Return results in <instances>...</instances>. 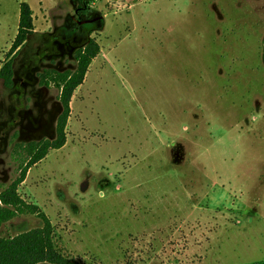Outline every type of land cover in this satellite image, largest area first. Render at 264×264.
<instances>
[{"label":"rangeland","instance_id":"obj_1","mask_svg":"<svg viewBox=\"0 0 264 264\" xmlns=\"http://www.w3.org/2000/svg\"><path fill=\"white\" fill-rule=\"evenodd\" d=\"M73 1L0 0V70L20 5L37 16L14 88L0 80V195L18 177L16 145L57 138L60 92L39 74L75 68L57 43L79 21ZM91 7L104 21L90 35L101 51L72 99L66 144L19 195L77 264H264V115L250 120L264 113V0ZM42 226L19 215L0 237Z\"/></svg>","mask_w":264,"mask_h":264},{"label":"trees","instance_id":"obj_2","mask_svg":"<svg viewBox=\"0 0 264 264\" xmlns=\"http://www.w3.org/2000/svg\"><path fill=\"white\" fill-rule=\"evenodd\" d=\"M73 2L79 21L74 26L70 22L67 23L60 31L61 40L57 43L60 48L65 47L67 51L71 47L68 55L73 56L75 68L66 71L45 69L39 74L41 87L50 88L53 85L60 92L61 115L58 119L57 138L54 141L17 144L15 153L21 156L18 177L0 195V231L6 223L19 215L37 216L42 220L43 226L14 238L0 237V264H77L57 249L53 239L54 228L45 213L38 206L28 204L19 195V188L26 181L30 170L42 162L50 151H58L65 146L72 99L76 90L84 84L90 66L101 51L97 41L90 35L93 31L104 28L103 18L94 25L80 24L90 17L101 16L92 9L93 0ZM36 34L34 13L29 4L22 3L18 33L0 70V80L8 90L15 86V60Z\"/></svg>","mask_w":264,"mask_h":264},{"label":"clouds","instance_id":"obj_3","mask_svg":"<svg viewBox=\"0 0 264 264\" xmlns=\"http://www.w3.org/2000/svg\"><path fill=\"white\" fill-rule=\"evenodd\" d=\"M262 115H264V113H262V112H257L255 115H253L252 117H250V120L252 121V122H256L259 118H261V116ZM219 143H224V141L223 140H221V141H219ZM94 172V171H93ZM95 174H99V173H97V172H94ZM91 190V189H90ZM89 190V191H90ZM97 195H98V197L99 198H107V193H106V191H104V190H99L98 191V193H97Z\"/></svg>","mask_w":264,"mask_h":264},{"label":"flooded vegetation","instance_id":"obj_4","mask_svg":"<svg viewBox=\"0 0 264 264\" xmlns=\"http://www.w3.org/2000/svg\"><path fill=\"white\" fill-rule=\"evenodd\" d=\"M100 20V17H90L85 20L83 23L86 25H94Z\"/></svg>","mask_w":264,"mask_h":264},{"label":"crops","instance_id":"obj_5","mask_svg":"<svg viewBox=\"0 0 264 264\" xmlns=\"http://www.w3.org/2000/svg\"><path fill=\"white\" fill-rule=\"evenodd\" d=\"M44 2H48V0H43ZM43 5V3H41V6ZM32 9V8H31ZM33 13H34V25H35V28H36V20H37V16H36V13L34 12V10L32 9ZM36 32H37V29H36Z\"/></svg>","mask_w":264,"mask_h":264},{"label":"water","instance_id":"obj_6","mask_svg":"<svg viewBox=\"0 0 264 264\" xmlns=\"http://www.w3.org/2000/svg\"><path fill=\"white\" fill-rule=\"evenodd\" d=\"M102 17L100 16V19H101Z\"/></svg>","mask_w":264,"mask_h":264}]
</instances>
